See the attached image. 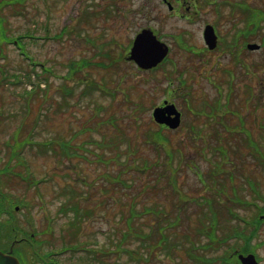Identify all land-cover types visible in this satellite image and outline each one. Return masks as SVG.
<instances>
[{
	"label": "rangeland",
	"instance_id": "374dc122",
	"mask_svg": "<svg viewBox=\"0 0 264 264\" xmlns=\"http://www.w3.org/2000/svg\"><path fill=\"white\" fill-rule=\"evenodd\" d=\"M195 3L185 18L169 13L161 0H0L5 33L14 38L27 33L29 37L21 39L24 51L47 70L42 71V65L31 69L14 44L0 39V208L15 209L19 233H33L37 241L19 246L23 264H38L35 254L44 257L48 250L54 253L47 261L87 264L90 254L78 247L91 245V252L101 257L93 258L100 261L96 264H200L189 259L185 253L189 243L183 240L187 232L186 237H197L195 243L201 245L207 238L197 230L203 226L202 235L214 231L216 240L226 239L204 252L205 257L218 261L221 255L232 254L244 245L240 237H233L254 230L250 247L264 264V221L234 232L242 223L227 213L252 219L256 206L264 205V167L250 155L244 137L231 130L235 125L247 129L264 157V45L258 51H241L233 61L227 51L233 46L226 44L234 33L262 43V32L249 34L253 27L264 31V0ZM254 10L263 12L259 25L250 23ZM208 22L223 41L211 54H191L203 48L201 32ZM146 26L161 33L171 52L162 65L142 71L126 60V54L136 32ZM223 68L233 75L231 88ZM28 75L37 90L31 96L23 92L31 88L25 83ZM180 79L187 86H180ZM216 85L223 88L220 95ZM64 87L74 91L68 93ZM169 90L173 95L168 99ZM187 91L191 96H185ZM163 98L182 111L180 128L164 131L152 121V109ZM217 98L238 114L223 117L225 126L207 116ZM157 131L170 142L166 148L174 153L171 163L166 148L152 142ZM34 141L49 150L32 145ZM59 142L72 152L64 154ZM219 143L227 153L213 148ZM210 166L217 167L224 190L208 184ZM197 170L206 186L198 180ZM229 176L232 181L225 182L223 177ZM115 177L127 187H114L110 180ZM172 178L175 187L169 184ZM244 178H251L255 186ZM236 195L241 201L233 204ZM210 197L209 212L194 205V199L201 203ZM131 206L142 212L156 206L168 221L179 216L177 226L182 227L177 233L174 228L167 232L178 239L173 243L179 248L169 246L167 253L151 250L132 236L120 243L131 225H127ZM6 211L0 213L2 223L10 219ZM210 214L215 216L213 224ZM132 223L148 236L154 232L151 216ZM8 243L4 234L0 236V250ZM139 253L147 263L137 260Z\"/></svg>",
	"mask_w": 264,
	"mask_h": 264
},
{
	"label": "trees",
	"instance_id": "16d2710c",
	"mask_svg": "<svg viewBox=\"0 0 264 264\" xmlns=\"http://www.w3.org/2000/svg\"><path fill=\"white\" fill-rule=\"evenodd\" d=\"M254 13L252 14V19H254L255 20V22H256V24H258L259 25V20H261V18H262V11H259V10H254L253 11ZM1 18V17H0ZM1 27H2V30H1ZM6 29L3 27V23H2V18L0 19V39H2V40H5L6 38H8V35L5 33L6 31H5ZM261 32H262V35H261V39H262V43L264 44V31L262 30V28L261 29H259L258 30V34H259V36H260V34H261ZM26 34L27 33H25L24 35H21V36H25L26 37ZM36 64V63H35ZM80 64H81V66H82V62H80ZM73 69H74V66H72V68H70V71L72 72L73 71ZM32 80H28L27 82H31ZM227 83H228V81H227ZM230 87V86H229ZM37 88H39V86H37ZM64 90L66 91V92H68V93H72L74 90L73 89H67V88H65L64 87ZM23 92H24V94L25 95H27V96H31V95H35V94H37V90L36 89H33L32 91H27L25 88L23 89ZM224 107H226L225 105H223ZM230 114H233L234 112L233 111H231V112H229ZM237 113H234V116L236 115ZM30 137V136H29ZM30 140H34V139H32V138H30ZM244 140L245 141H247V145H246V148L248 149V150H250V154L253 156V157H255V159L257 160V162H259L260 164H262V165H264V157L262 156V154L260 155V153H259V143H257V142H253V141H251V139L250 138H244ZM152 142H153V144H155L157 147L159 146V147H162V148H166V146L167 145H169L170 146V142H169V140L168 139H166L165 137H163V135H161L160 134V131H157V132H155L154 133V135H153V139H152ZM169 143V144H168ZM32 145H34V144H37V147H39L40 149H44L45 148V144L44 143H38V142H36V141H34L33 143H31ZM58 145H59V147L58 148H61L63 151H64V154H66V152H68L69 154L72 152L71 150H69V148H68V145H65V144H61V142H59L58 143ZM54 147H57V144L54 146ZM54 147L53 148H51V151H55V149H54ZM168 148L169 147H167L165 150H167V160H168V163H171L172 161H173V152H170V151H168ZM45 151H46V149H44ZM49 150V149H48ZM47 150V151H48ZM46 151V152H47ZM213 152V151H212ZM211 152V153H212ZM216 153V152H215ZM237 154H238V152H237ZM175 155H176V153H175ZM261 157L263 158V159H261ZM21 161V160H20ZM221 161H224V159H222ZM163 166H165V165H163ZM215 168V167H214ZM217 168V167H216ZM142 169H146V171L148 172V170H149V167H147V165H144V166H142ZM218 173L219 172H217L214 176H213V178L212 179H210L209 181H208V184L209 185H211V186H216L217 184V186H220V188L221 189H223L222 187H221V185H222V181H221V179H218L217 178V175H218ZM158 175V178H160V179H162V177H163V173H159V174H157ZM108 177V176H107ZM105 178V179H107L108 180V178ZM229 177H230V179H229ZM228 177V179H226V178H224L223 177V180L225 181V182H231L232 181V179H233V176H229ZM114 180L113 181H111L110 180V183L111 182H113V183H115V185H114V187H116L117 185H121V187L123 188H126L127 187V184L124 182V180L122 179V178H118V177H115V178H113ZM166 179V178H165ZM174 179L172 178V179H169V184L170 185H172V186H174L175 187V181H173ZM119 187V186H118ZM120 188V187H119ZM224 190V189H223ZM174 191H176V190H174ZM220 192V191H219ZM210 199L211 200H209V199H206V200H202V203H201V206H202V208H203V210L205 209V211H207V212H209V210H212V203H213V198L212 197H210ZM237 199L238 198H234L233 200H232V203L233 204H237V203H239L238 201H237ZM196 201H198V200H196ZM203 206H205V207H203ZM9 207H10V210H5V209H1L0 208V213L1 212H4V211H6V213L8 214V215H10V219H9V221L7 222V223H2V222H0V232L1 233H4V235H6L5 237L6 238H10V242L11 241H13V240H15L16 239V237L14 236V235H16L15 234V230L16 229H14L15 228V226H14V219H13V213H14V211H15V209H13L10 205H9ZM73 209H74V211L75 210H78V208L76 207V206H73L72 207ZM64 210V209H63ZM143 212L142 211H138V209L137 208H135L134 206H131L130 207V210H129V213H128V219H127V225L128 224H130L131 223V225H129L128 226V229H126V231H127V233H125V232H123L122 234H121V237H120V243L121 242H123L124 240H126V238L128 237V236H132L134 239H138V240H140L141 241V244L143 245L144 243L146 244V245H148L149 246V248L151 249V250H153V249H155V248H159L160 250H162V251H164V252H168V248H169V246H171L173 249L174 248H176L177 247V245H175L174 243H173V241H175V243H177V242H179L178 241V239L177 240H175V238H173L174 237V235L173 236H171V235H168L167 234V232H169V230L170 229H172V228H174V231L173 232H175L176 231V229L178 228V227H182V226H177L178 225V222H179V220H180V218H179V216H171L170 217V219H173L172 221H168V218H166V216L164 215V213L162 212V211H160V210H157L156 209V206L155 207H144L143 208ZM229 211H227V213H228ZM146 214H149V215H146ZM215 214V213H214ZM231 214V213H230ZM143 215H145V216H151V218L153 219V223H152V225H153V227H152V231H154V232H152V235H147V234H145V233H142L141 232V230H139V228H138V226H134L133 225V221L136 219V218H139V217H141V216H143ZM211 215V214H210ZM215 216H213V215H211V223L213 224V222L215 221ZM124 219V217H122V220ZM189 220V219H188ZM188 220H187V222H188ZM203 225V224H202ZM202 228H204V226L202 227ZM198 229H200L199 231L201 232V228H198ZM198 231V232H199ZM175 233H177V232H175ZM189 233H187V232H185L184 233V236H185V238H187L186 236L188 235ZM199 234V233H198ZM214 231L213 232H210V234H208V236H209V239H208V245H210L213 241H215V236H214ZM252 236V235H251ZM147 241H148V244H147ZM154 241V242H153ZM184 242H186V239H184L183 240ZM221 241H223V240H220V242ZM22 244H24V243H22ZM25 244H27V243H25ZM171 244V245H170ZM128 249V248H127ZM19 250V249H18ZM120 250H122V248L121 247H119V249H118V251L120 252ZM130 250V249H129ZM19 251H21V250H19ZM131 251V253H135V252H137L138 253V251H134V250H130ZM44 253V257H42V255L39 253V254H35V260H37V262L39 263V264H59L58 262H46L44 259L47 257V258H49L53 253H54V251L53 250H48L47 252H46V254H45V252H43ZM90 255L88 256V261H87V264H96V263H98V262H100V261H93V258L95 257V256H98V258H95V259H97V260H100V256L97 254V255H95L93 252H91V251H89L88 252ZM108 254V252L105 254V255H107ZM141 254L139 253V258L137 259L138 261L139 260H142L143 259V261L142 262H144V263H147V260H148V258L146 257H144V256H140ZM120 256H121V254H120ZM22 259V261H23V263H25V260L23 259V257H21ZM30 264H32V263H30Z\"/></svg>",
	"mask_w": 264,
	"mask_h": 264
},
{
	"label": "water",
	"instance_id": "95a60500",
	"mask_svg": "<svg viewBox=\"0 0 264 264\" xmlns=\"http://www.w3.org/2000/svg\"><path fill=\"white\" fill-rule=\"evenodd\" d=\"M211 30V29H210ZM207 31L206 42L212 48L214 41H211V31ZM252 46L251 48H254ZM166 54V49L163 44L156 41V38L149 30H142L133 42L130 50L129 59L134 60L141 68H150L160 61ZM174 114L173 118L170 115ZM153 117L157 123L167 124L171 128H175L179 124V113L175 110L173 105L165 108H155ZM12 249L8 253L0 252V264H19L18 260L11 255ZM242 257V256H241ZM253 256L242 257L243 264H256L252 258Z\"/></svg>",
	"mask_w": 264,
	"mask_h": 264
},
{
	"label": "flooded vegetation",
	"instance_id": "af4514ba",
	"mask_svg": "<svg viewBox=\"0 0 264 264\" xmlns=\"http://www.w3.org/2000/svg\"><path fill=\"white\" fill-rule=\"evenodd\" d=\"M196 0H164V2L170 6V10H172L173 13H180V16L186 17V14H182L181 11L185 9L186 12H190V8L195 5ZM194 2V5H193ZM264 219V218H263ZM248 253H254L253 250Z\"/></svg>",
	"mask_w": 264,
	"mask_h": 264
}]
</instances>
